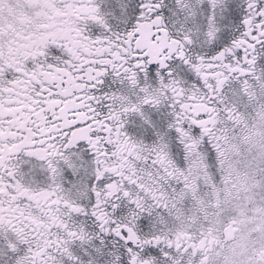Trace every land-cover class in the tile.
Listing matches in <instances>:
<instances>
[{"label":"snow or ice","instance_id":"6c2138e0","mask_svg":"<svg viewBox=\"0 0 264 264\" xmlns=\"http://www.w3.org/2000/svg\"><path fill=\"white\" fill-rule=\"evenodd\" d=\"M0 264H264V0H0Z\"/></svg>","mask_w":264,"mask_h":264}]
</instances>
